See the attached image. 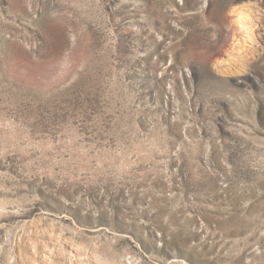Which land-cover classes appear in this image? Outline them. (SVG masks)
<instances>
[{
	"label": "rangeland",
	"instance_id": "1",
	"mask_svg": "<svg viewBox=\"0 0 264 264\" xmlns=\"http://www.w3.org/2000/svg\"><path fill=\"white\" fill-rule=\"evenodd\" d=\"M0 264H264V0H0Z\"/></svg>",
	"mask_w": 264,
	"mask_h": 264
},
{
	"label": "bare ground",
	"instance_id": "2",
	"mask_svg": "<svg viewBox=\"0 0 264 264\" xmlns=\"http://www.w3.org/2000/svg\"><path fill=\"white\" fill-rule=\"evenodd\" d=\"M239 22H240V24L243 26V29H244V31H246V32H248L249 30V22H246V21H242V19H241V17H239ZM251 26V25H250ZM252 36V35H251ZM247 37H249L248 35H247ZM252 38V37H251ZM235 47H237V46H235ZM234 49V48H233ZM233 51H235V52H237L236 50H233ZM235 52H233V53H235ZM232 54V53H231ZM231 59V58H230ZM233 60L234 61H237V60H241V61H245L244 59H243V57L240 55V54H234V58H233ZM231 61V60H230ZM221 64V62L219 61V60H217V61H215V62H213L212 64H211V67L212 68H214V69H217V66L218 65H220Z\"/></svg>",
	"mask_w": 264,
	"mask_h": 264
}]
</instances>
